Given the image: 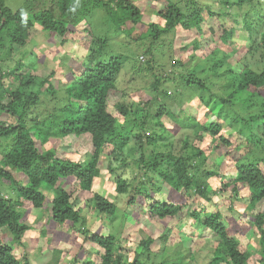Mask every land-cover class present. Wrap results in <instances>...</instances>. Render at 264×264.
I'll use <instances>...</instances> for the list:
<instances>
[{
  "label": "trees",
  "instance_id": "16d2710c",
  "mask_svg": "<svg viewBox=\"0 0 264 264\" xmlns=\"http://www.w3.org/2000/svg\"><path fill=\"white\" fill-rule=\"evenodd\" d=\"M153 1L150 9L142 0L27 1L15 11L0 0V141L7 150L0 154V181L15 194L0 190V264H35L23 240L40 227L49 245L54 234H48L49 222L73 227L70 243L83 235L88 243L69 264H147L152 254H160V264H251L255 257L252 264H264V135L253 128L261 119L257 127L264 134V0ZM147 12L155 15L152 20H145ZM95 16L105 33L97 30ZM40 30L58 36L63 46L81 36L76 42L89 40L88 49L74 65L64 50L65 68L43 76L35 71L39 53L13 52L16 45L19 54ZM117 36L145 60L129 69L130 57L114 50ZM178 38H187L180 47L186 60L176 58ZM165 43L170 69L160 63ZM231 50L239 55L237 62ZM12 75L15 88L5 84ZM219 76L224 80L218 83ZM124 81L148 82L153 97L125 102L129 93L118 95ZM256 95L260 112L243 116ZM187 104L198 108L197 114ZM227 125H240V140L227 134ZM130 166L142 176L126 178ZM104 172L112 177V200L94 188ZM166 185L171 193L161 197ZM24 205L47 208L48 220L39 226L34 219L23 222ZM88 209L112 217L138 212L157 222L186 210L191 233L182 238L189 245L180 240L171 246L177 231L169 227L132 251L114 234L87 229ZM196 228L215 244L207 262L193 251ZM156 242L163 245L157 253L151 247Z\"/></svg>",
  "mask_w": 264,
  "mask_h": 264
},
{
  "label": "rangeland",
  "instance_id": "374dc122",
  "mask_svg": "<svg viewBox=\"0 0 264 264\" xmlns=\"http://www.w3.org/2000/svg\"><path fill=\"white\" fill-rule=\"evenodd\" d=\"M29 1V4L35 5V4H41L43 0H5L7 6L12 8L13 10H17L19 8L25 7L26 2ZM135 2L138 0H134ZM143 5L150 9L151 7L149 6L150 4L154 7L157 4V1L153 0H142ZM149 1V2H147ZM202 2H210V4L214 3V0H201ZM140 2V1H139ZM141 3V2H140ZM161 4V2H159ZM146 4H148L146 6ZM221 3L219 6L214 7H221ZM143 6V7H144ZM154 14L151 12H147L145 16V20H152L154 18ZM222 20H225V18H222ZM101 19L98 16L94 17V24L97 28V30L101 33H105L106 31L105 28L102 27L101 25ZM229 25L231 24L230 22H227ZM83 32V30H80ZM242 30L238 32L240 35ZM32 38L33 40L31 43L24 49H22L19 54L16 51V45L13 47V52L15 53V56L21 54V52H28L31 53L32 51L36 52L37 54L39 53L40 55V60L38 61L37 64V69L35 70L39 74L46 76L48 75L54 68H56L59 65H62L63 69L65 66L68 64L67 60H64L63 57L67 54L65 53L64 50H66L71 58H74L72 61H70L71 65H74L76 62V56H81L86 53L89 45V40L85 42V40L82 43L76 42V40H82L81 36L76 37L75 39L70 40L67 44L64 46L60 44L61 39L56 36V35H51L47 30H40L39 32H33L32 33ZM115 42H112L114 50H118L121 52H124L130 57V64L128 65V68L131 69L134 65L137 64L138 60L144 61L146 56L145 54H142L138 48L135 46H128L126 45V39L125 37H118L113 39ZM177 40V39H176ZM174 41L173 45L174 48L176 49V58H182L183 60L187 59V56L180 51L181 44L183 45L182 41L187 40L185 39H180L178 38V41ZM233 43H235V40H232ZM169 43V40H168ZM248 43V42H246ZM7 47L5 48L4 51L7 50V48L10 46L9 43L6 45ZM165 50V54L162 56L160 54V50L156 53V57L161 55L160 57V63L162 64H168L169 66H165L166 68L170 69V63L172 62L171 57L169 56V46L167 43H165L164 46H162ZM235 50H231V60L233 62H237L239 59V55L237 53H234ZM183 56V57H182ZM201 56V55H200ZM200 57L196 56V60H199ZM173 69V68H172ZM169 71V70H168ZM13 75L5 79V84L6 86H9L11 88H15L18 84V82L13 81L12 79ZM130 78V76L128 77ZM218 83L223 81L224 79L221 78L220 76L218 77ZM126 81H124L125 83ZM225 82V81H224ZM170 86V84H167ZM122 90L118 92V95L122 96V93L124 90H126L127 93H129L128 97L124 98L125 102H131L135 100H140L142 99L144 102L147 99H151L154 95L152 93V89H146V87L149 86V83L144 81H138L134 86L131 85H120ZM146 86V87H145ZM171 91H174V88L171 87L169 88ZM117 98V97H116ZM115 95L113 96V100L115 101ZM122 99V98H121ZM252 102L254 103L249 110H243L241 112L243 116L250 115L253 113H258L260 112L261 109V96L256 95ZM215 102L213 103V105ZM193 114H197L199 111L198 108L192 107L190 104L186 106ZM213 113L216 114L219 110L220 104L212 106ZM199 114V113H198ZM232 115L234 114L233 112L231 113ZM4 120H8V116L5 114L2 117ZM164 122L168 123V126L170 128H174L175 125L173 124L172 120L168 118L162 119ZM261 122V119L259 121H254L253 122V128H255V131L259 133V135H264L263 130L259 129L257 127V124L259 125ZM228 126V125H227ZM240 129V125L237 126ZM236 128H233L231 126H228L226 132L228 135L233 136V140H240V136L238 135V130ZM176 128V127H175ZM176 130V129H174ZM181 133L176 135V138L179 137ZM73 137H68L67 140L68 142H71ZM240 142V141H239ZM4 141H0V154L3 152H6L4 150ZM53 146H57V142H53ZM1 158V157H0ZM106 165V163H105ZM104 165V169L106 166ZM126 172V178H130L134 180L136 175L142 176V173L138 170L137 167L130 166V168L125 171ZM112 178V177H111ZM110 175L107 174V172H104L102 178H100L96 183H95V190L101 192L103 195L109 197L111 200L114 199L113 195V190H111L109 187L112 185ZM44 189L46 190L47 193H51L48 187L44 186ZM0 190L3 192L7 193V195H10L12 197H15V194L11 189L9 188L8 185L2 183L0 181ZM171 193L170 188L168 185H166L161 192L158 194L161 197H166ZM114 197V198H113ZM46 205H49V202L46 203ZM21 210L23 211V222H26L29 224V222L32 223L33 219L35 222H37L38 226L40 225V222L43 220H48L45 216H47V208H35L30 205H24L21 207ZM135 212H137L135 210ZM86 216H87V221L85 224V227L87 229L93 230V231H98V232H105V233H110L114 234L117 237H119L121 240H123V246H131L132 251H140V241L148 236H153L154 238H157L160 236L163 232L167 231L168 228L170 227L171 229L173 228L174 234H172L171 240L169 241V244L172 246L180 240L182 241V235L184 233H191L189 230H191V220L192 217L190 214H186L187 211L185 210L184 212L181 213V216L178 218L174 219H168L166 221H154L151 220L148 216L146 218L143 217V213H138L137 214H128V216L124 215L123 211H119L118 215L116 217H112L111 215L107 214H99L97 211H85ZM46 214V215H44ZM140 218V219H138ZM34 224V223H32ZM182 226V228H180ZM48 234H53L52 236V241H50L49 245L46 244V238L42 235H39L40 232V227L37 229L32 230V235L34 236H26L23 241L24 244L29 248L26 250V253L29 252L30 259L35 262V264H69L72 262L75 254L78 252V247L80 245L85 244V247L87 248V244L85 243L82 238L75 243H70V240L72 239L73 235L70 231L71 226L69 225H59L58 227L56 226L55 223L49 222L48 225ZM57 227V228H56ZM69 227L68 229H66ZM80 227V226H79ZM56 228V229H55ZM80 229L84 231V226H81ZM39 231V232H38ZM192 236L190 241L193 242L192 247L194 254L197 256V258L203 262H207L212 258V252L214 250L215 244H213V239H207L206 237H203L204 230L202 228H196L194 232H192ZM36 237V238H35ZM48 239V238H47ZM184 242H187V245H189L188 240L184 239ZM182 241V242H183ZM247 241V240H246ZM48 242V241H47ZM248 243L253 244L251 241H248ZM91 246H94L95 249L98 248V246L90 243ZM162 244L159 242L153 243L151 245L152 249L154 250L155 253H157L160 250V247L162 248ZM16 251L17 255L20 257L22 253V249L19 248L20 244H16ZM25 251V250H24ZM255 257L252 261L251 264L254 263L256 260ZM162 262V258L160 254H152L148 261L147 264H160Z\"/></svg>",
  "mask_w": 264,
  "mask_h": 264
},
{
  "label": "water",
  "instance_id": "95a60500",
  "mask_svg": "<svg viewBox=\"0 0 264 264\" xmlns=\"http://www.w3.org/2000/svg\"><path fill=\"white\" fill-rule=\"evenodd\" d=\"M5 19H3V23H4Z\"/></svg>",
  "mask_w": 264,
  "mask_h": 264
}]
</instances>
